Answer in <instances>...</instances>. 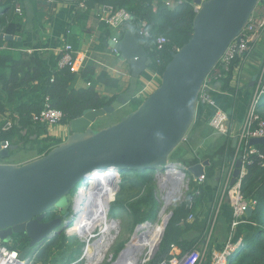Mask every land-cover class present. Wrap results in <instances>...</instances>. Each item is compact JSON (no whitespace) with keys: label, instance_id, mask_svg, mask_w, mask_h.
I'll return each mask as SVG.
<instances>
[{"label":"water","instance_id":"95a60500","mask_svg":"<svg viewBox=\"0 0 264 264\" xmlns=\"http://www.w3.org/2000/svg\"><path fill=\"white\" fill-rule=\"evenodd\" d=\"M261 1L193 0L197 9L194 32L178 50L171 52L159 85L117 122L94 128L99 118L111 115L132 102L141 76L153 62L137 34L136 25L124 23L118 41L111 38L109 45L118 50L130 67L128 87L119 91L111 104L86 110L73 119L69 123L70 135L47 153L19 164L0 162V241L9 242L14 234H25L30 240L20 252V258L25 259L36 245L71 225V220L64 221L74 206L69 196L90 173L110 169L156 171L171 165L170 155L186 139L194 122L199 94L209 73L231 41L244 29ZM0 38L14 37L0 34ZM4 144L5 141L0 139L2 158H9L20 146L10 144L4 148ZM249 144L264 145V137L251 138ZM242 157L243 152H240L232 184L240 175ZM209 164L210 161L205 160L188 167V172L199 177ZM112 173L109 177L120 175L116 170ZM94 182L92 197L98 186L102 187L99 180ZM119 182L120 179L114 188V199ZM54 209L59 213L51 220H44L46 213ZM251 211L249 208L247 214ZM172 214H169L150 257L159 249ZM149 224L146 222L139 227ZM128 259L126 247L113 264Z\"/></svg>","mask_w":264,"mask_h":264},{"label":"trees","instance_id":"16d2710c","mask_svg":"<svg viewBox=\"0 0 264 264\" xmlns=\"http://www.w3.org/2000/svg\"><path fill=\"white\" fill-rule=\"evenodd\" d=\"M166 1L122 0L119 5H116V7L125 8L133 15L134 18L131 22L135 25L138 26L142 20L147 21L151 36L141 40L153 59L150 68L156 69L160 76L171 59V52L179 49L191 38L194 32L193 21L197 12L193 0H182L180 3H177L179 0H172L176 2L173 6L167 5ZM92 2L95 0H85L84 6L80 7L77 12L76 19L87 16ZM263 2L264 0L259 5ZM18 4L20 3H17L16 0H2L0 2L1 8L5 9L4 13L0 15V24L5 28L3 31L13 37L23 34L22 17L24 12L22 14L16 12ZM55 4L56 0L52 2L36 0V20L39 22L35 26L42 23L46 15L53 14ZM104 24L107 26L105 22ZM159 34L165 35L169 39L167 48L163 52H159L155 45V38ZM106 35L108 36V34ZM6 43L7 47H4ZM74 46L77 47L76 42H74ZM0 47V95L1 92L6 94V101L0 99V139L7 140L10 144H18L20 149L33 151L35 156L47 153L52 147L64 141L50 135L48 126L33 119V115L42 110L45 96L50 97L53 107L63 112L62 124L69 125L73 119L81 116L86 110L102 108L116 99L118 92L113 96L103 95L97 89L98 84H103L107 89L115 91L122 88L121 79L114 77L107 70H102L96 74L92 66L84 67L79 74L71 72L68 68L56 70L53 73V81L50 76L42 82V61L24 51L22 40L0 38ZM158 58L164 61L162 66L157 64ZM239 62L240 60L234 61L232 70L226 77L218 81H224L228 87L233 70ZM143 75L146 78L150 77L147 72ZM79 77L85 78L88 85L78 87L76 83ZM40 86L44 88L43 99L40 103H26L24 99L18 98L16 95L18 90L26 89L35 92ZM139 98L136 96L130 104L136 108L142 102ZM200 110L203 111L201 108ZM263 110L264 97L259 104V111L264 116ZM9 121L12 124L6 130L4 127ZM198 127L202 130L204 138L213 132L209 123H204L200 118L196 120L193 129ZM32 136L35 138L32 139ZM184 140V144H180L172 154L177 152L180 158L189 152L194 155L191 159L182 158L181 163L190 167L209 160L210 164L206 167V179L202 183H198L195 176L188 172L190 183L186 200L174 210L159 249L151 259V264L168 262L172 256V244L177 245L183 253L200 249L199 246L206 241L208 223L203 232L188 239L185 237L188 231L181 229L179 222L184 219L185 222L189 223L187 218L191 213H193L194 219L190 222L191 225L188 224V228L193 227L201 220V213H198V209L208 201L205 192L207 183L216 178L217 180L221 179L223 168H229L237 157V149L233 145L236 138L229 134L217 138L216 141L219 142V145L215 148L199 153L194 150L193 141ZM256 147L261 149V154L249 155L251 162L246 165L247 173L243 178L241 189L244 198L250 203L252 209L251 213L246 214L245 217L247 216L254 221L255 225L243 229L242 245L232 255L229 264H264V145L259 144ZM113 171L114 169L109 172H99V175H103L101 179L108 187L109 191H105L108 194L114 190L118 182L116 176L108 177L109 175L106 174H113ZM155 172V170H121L119 189L115 195V200L111 203L112 213L115 211H118L119 215L123 211L129 213L135 226L146 221H154L159 211V202L155 196L157 189ZM76 189L77 187L72 190L70 196L75 194ZM103 189L101 188L102 191ZM110 197L113 199V195ZM50 217L52 216L46 213L44 220ZM194 221L195 223H193ZM82 233L86 235L85 231ZM29 241L25 234H14L10 242L1 243L8 245L11 249L22 250L29 244ZM82 245L83 243L75 237H69L65 233H57L42 243L32 264H71L79 257Z\"/></svg>","mask_w":264,"mask_h":264},{"label":"crops","instance_id":"0c3cea01","mask_svg":"<svg viewBox=\"0 0 264 264\" xmlns=\"http://www.w3.org/2000/svg\"><path fill=\"white\" fill-rule=\"evenodd\" d=\"M54 1V0H53ZM122 0H95L92 2L89 13L84 18L76 19L77 12L80 7L84 6L85 0H56L54 6V12L52 15H46L42 23L35 26L39 21L36 20V0H16L23 8V34L14 38L22 40L24 51L30 55L39 58L42 61V82L58 70L57 62L63 45L66 41L77 43V48L86 52L87 59L85 67H94L96 74H99L102 70H107L114 77L121 79L122 88L118 91L107 89L103 84H98L97 89L103 95L113 96L117 92L125 90L130 83V67L123 60L119 53L112 51L113 47L109 45L111 38H120L121 28H109L103 21V8L105 6L119 5ZM87 2V1H86ZM5 9L0 6V15L3 14ZM0 24V34L7 35ZM68 30L71 33H68ZM117 30V31H115ZM108 34V36L106 35ZM108 37V38H107ZM7 47V43L4 45ZM119 55V56H118ZM150 69H147V73H150ZM264 72V29L261 32L258 40L253 44L249 55L242 62L240 61L234 68L232 77L229 81V86L225 85L224 81H216L211 85V92L217 100L218 105L226 110L230 115L231 131L229 135L235 137L234 146H236V156L238 158L241 152L239 148L238 133L242 122L245 118L246 111L253 95L255 86ZM147 80L146 76L142 75L139 81V88L136 93H139ZM129 81V83H127ZM142 85L140 86V84ZM76 85L78 87L87 86V80L79 77ZM140 90V91H139ZM44 88L40 86L35 92H30L26 89H21L16 92L18 98L24 99L26 103H40L43 99ZM0 99L6 101V94L1 92ZM127 107V106H125ZM124 108V107H123ZM122 108V109H123ZM200 118L204 123H208V114L205 111L198 110L197 119ZM48 132L50 135L65 140L71 133L69 125L62 124L60 127H55ZM194 139L202 141L201 144L206 143L208 149L215 148L219 145V142H213L212 139L216 136L215 140L223 135L217 134L214 130L207 137H203L200 127L194 130ZM35 136H32V139ZM206 140V141H204ZM209 140V141H208ZM194 142V141H193ZM20 148L16 149L19 150ZM207 149V150H208ZM14 152V151H13ZM13 152L9 159L5 158L10 163H22L30 160L35 156L33 151H28L23 157H13ZM13 157V158H12ZM0 158H2L0 156ZM2 161V162H4ZM1 162V161H0ZM221 171L222 178L209 181L206 185L205 192L206 198L209 201V208L203 212L201 220L193 226V230L187 232L185 237L188 239L193 238L194 233H201L206 228L207 223L211 219H215V224L212 227V231L217 223L219 217H221L222 229L219 231L220 236L214 238L210 250L216 252L220 249L222 244L227 240L229 236L230 224L232 221V210L229 198L226 196L223 201L222 208L218 217H216V209L219 206V192L221 194V184L225 170ZM219 197V199H218ZM213 224V223H212ZM254 221L250 220L247 216L242 219L241 224L237 228L234 242L237 243L241 240L242 231L244 228H251L254 226ZM194 232V233H193ZM222 233H225L223 236ZM207 261L206 264H209Z\"/></svg>","mask_w":264,"mask_h":264},{"label":"built area","instance_id":"2783aa9c","mask_svg":"<svg viewBox=\"0 0 264 264\" xmlns=\"http://www.w3.org/2000/svg\"><path fill=\"white\" fill-rule=\"evenodd\" d=\"M47 2H52L53 0H45ZM2 2V0H0ZM167 5L173 6L176 2L172 0H167ZM182 2L179 0L177 3ZM84 5V4H83ZM16 12L22 14L23 8L22 5L18 4L16 6ZM103 21L107 24L109 28H121L124 23L131 22L133 20V15L126 10L125 8L116 7V6H105L103 8ZM264 29V2L259 5L253 14L251 15L248 23L245 25L241 33L235 37L233 41L229 44L226 51L222 55L221 59L218 62V65L213 68L209 73L203 89L199 94L197 101V112L198 110L203 109L208 114V123L210 127L219 134L227 135L231 131L230 115L229 113L221 108L216 98L211 92V85L223 79L228 75L232 70V65L234 61L240 60L241 62L246 59L249 55L253 44L258 40L261 35L262 30ZM137 34L140 39L145 37H150L151 33L148 29V23L146 20H142L140 24L136 25ZM68 33H71L68 30ZM118 41L119 38H113ZM169 39L162 34H159L155 38V45L159 52H163L167 48ZM1 48V47H0ZM178 50V48H177ZM112 51L119 53L116 48H113ZM87 59L86 52L74 46L71 41H66L62 49H60L57 68L58 70L63 68H68L71 72L79 74L81 70L85 67ZM161 58L157 59L158 66H162ZM150 68V67H149ZM149 78L144 83V87L140 89L139 93H136L137 97H140L146 91H149V88L155 84L157 85V80H160L161 76L156 69H150ZM54 74L51 76L53 81ZM154 86V87H155ZM264 97V72L261 73V76L255 86L253 95L250 99L245 118L242 122L241 128L238 132L239 138V148H242L243 157H242V167L239 177L237 178L234 184L231 183V178L233 176V171L236 166L237 157L232 162L231 166L226 170L221 184V194L219 192L220 200L219 206L216 209V217H218L220 210L222 208V203L225 200L226 196L230 200L231 210H232V221L230 224L229 236L227 240L222 244L221 248L213 252L209 264H229L232 260V255L236 252L237 248L242 245V241L235 243L234 237L237 230V227L241 224L242 219L247 214L248 209L250 208V203L244 198L242 193V181L247 173L246 165L250 163L249 155L251 154H261V149L256 146H250L249 142L251 138L264 137V116L261 115L259 111V104L261 99ZM63 112L52 106L49 96H45L43 108L39 113L33 115L34 121L43 123L44 125L54 126L62 123ZM11 122H7L4 129H9L11 127ZM5 144L2 147L6 148L10 146V142L4 140ZM171 165H168L165 168L166 176L169 175L172 169L178 170L180 174L179 180L182 179L181 187L185 188L186 193L189 190V174L188 166L181 162H170ZM164 177V176H163ZM206 179L205 173L199 177H195V180L198 183L204 182ZM94 180L85 178L82 179V183L79 184V188L76 191L75 203L78 205V198H83L85 196V189L89 193L90 201L92 199L91 190H93V185L95 187ZM103 181V180H102ZM177 184L179 181H176ZM219 199V197H218ZM186 200V199H185ZM74 203V204H75ZM191 207V205H190ZM190 221L194 219L193 213L189 215L188 218ZM216 218L213 219V225L215 224ZM87 245H89V240H86ZM42 244L37 245L32 252H30L25 259L20 258L19 249H11L8 245L0 242V264H32L36 258L37 253L39 252ZM238 246V247H237ZM87 247V246H86ZM85 247V248H86ZM86 249L83 253L82 259L86 258L85 256ZM171 258L168 262H161L159 264H201L203 261V256L200 258V252L194 250L192 252L183 253L181 249L175 244L171 246ZM88 259V258H86ZM89 260V259H88Z\"/></svg>","mask_w":264,"mask_h":264},{"label":"rangeland","instance_id":"374dc122","mask_svg":"<svg viewBox=\"0 0 264 264\" xmlns=\"http://www.w3.org/2000/svg\"><path fill=\"white\" fill-rule=\"evenodd\" d=\"M115 31H117V30H115ZM127 83H129V81ZM159 83H160V80H157V85L155 86V84H154L153 86H151L149 88V91H146L144 94H142L139 99L143 100L148 94L153 92V90L159 85ZM141 85H142V83L140 84V86ZM134 108H135L134 105L129 104L127 107H124L123 109L118 110V111L114 112L111 115H107V116L101 117V118H99L96 121V123L94 125L95 126L94 128H101V127H105L107 125H110L112 123H115L122 116H124L130 110H133ZM263 112H264V110H263ZM196 120H197V111H196L194 122H193L192 126L190 127L189 131L186 134V139H188L189 141L190 140L194 141L193 142V144L195 145L194 146V150L197 153H199L200 151H205L208 148H206L207 147L206 143H205V145L201 144V147L197 146V145H199V143L203 142V140L199 141L197 138L194 139L193 134H194L195 128L193 129V127L195 126ZM60 125H62V123L58 124V125L50 126L49 130L54 129L55 127H60ZM215 138H216V136H214L213 138H210V139H212L213 142H215L216 141ZM184 141L181 144H184ZM204 141H206V140H204ZM27 152L28 151L25 150V149L14 150L13 157L16 158L15 160H18V158L23 157ZM183 155H184L182 157L183 159H191L194 154L189 152V154H183ZM182 158H180L177 155V152H175L174 154L170 155L169 162H180V161H182ZM4 160H5V158H0L1 162L4 161ZM164 172H165V167H161L158 170H156V172H155V176L157 178V189H156V192H155L156 193L155 196H156V198H157V200L159 202V211L157 212L156 219L154 221H151V222L150 221H146V222H150L151 224L147 225V227H145V228L137 230L139 228V225L137 224L135 226L133 224L132 218L129 215V213L123 211L119 215L118 211L117 212L115 211L114 213H112L111 208H110L107 219L110 222H113V221L116 222L115 223L116 225L114 226V228H112V231H111V234L115 235L116 237H115V239L111 240L108 248L104 251V256L100 260H97V261H89L88 259H86V258H88L86 256V253H85L86 258L82 259V256H83V253H84L85 249L87 248L86 246H88L87 243H86V240H89V242L94 243L104 233L101 231L100 228H93L90 225H88V226H83L82 225L81 221H83V217L85 216V213H87V211H88V206L86 205L88 203V196H86V194H85L83 199L81 197H79L77 203H78V207L81 210H80V212L76 213L78 216H76L74 218L77 221L76 226L68 227V228H66L64 231H62L60 233V234L65 233L69 237H75V238L79 239L83 243V245L81 247V251H80L79 257L74 262H72L71 264H77L78 262L79 263H83V264H113L115 262V260L117 259V257L119 256V253L124 248L128 247L134 241L136 234L139 231H142L143 229H146L148 227L153 229V233L151 235V242H152L153 245H155L156 244V239L159 237L160 231L162 230V228H164V226H165V224H166V222L168 220L169 214L171 212L174 214V210H176V208L178 206L182 205L185 202V199H186V190H185V188L180 186L179 190L175 191V193H174V197L172 199V203L169 206H167V208L165 209L166 198H167L168 192L171 191V189H172V182L167 180V182L165 184L163 183L165 181L164 177L166 178V173H164ZM106 174L109 175V176L111 175V173H106ZM118 174H120V175H117V177H119V179H120L121 173H118ZM95 176H97V175H95ZM102 177H103V175L101 177H98V180H99V182H101V186H102L101 188H104V189L102 191L101 188H99V186H98V189L102 192V194L104 196H106L108 198L109 205H110V203H112L111 201L115 200L114 199V192H113L115 189L112 190L110 192V194L105 193V191L107 192L108 187L102 181L103 180V179H101ZM119 179L117 178L118 181H119ZM110 195H113V199L110 197ZM70 197L71 198L74 197V194H72ZM208 206H209V201H207L204 206H202V207H200L198 209V213H201V217H202L203 212L207 211L206 209H207ZM209 208H211V210H212V206L211 207L209 206ZM173 214H172L170 220L172 219ZM184 218H186V217H184ZM188 218H189V216H188ZM188 218H187V221H189V223L185 222L184 219H183V220H181L179 222V227L181 229L185 230V231L190 232V231L193 230L192 229L193 227L188 228V226L191 225L190 222L192 221V220L190 221ZM195 221H196V219H195ZM195 221L193 223H195ZM146 222H144L142 224L144 225ZM212 222H213V219L211 220V223L208 224L206 241L204 243H202V245L199 246L200 249H197V251L200 252V258L202 256L204 257L201 264H206L208 260H211L212 252H211L210 248H211V246L213 244L214 238L216 236H220L219 235L220 234L219 231L222 229L221 217L218 218L217 223H216L213 231H212V226H211ZM168 225H169V223H168ZM168 225H167V227H168ZM186 226H187V228H185ZM167 227H166V229H167ZM82 231L86 232L85 236L82 233ZM78 232H81V235L83 237L80 236L78 234ZM199 234L200 233H194L193 237H195V236H197ZM222 235L224 236L225 233H222ZM106 241H107L106 238L102 239V242H106ZM152 258H153V256L150 257L149 254L147 253V251L145 250L141 254V256L139 258V262L137 264H151V259Z\"/></svg>","mask_w":264,"mask_h":264},{"label":"bare ground","instance_id":"6f19581e","mask_svg":"<svg viewBox=\"0 0 264 264\" xmlns=\"http://www.w3.org/2000/svg\"><path fill=\"white\" fill-rule=\"evenodd\" d=\"M110 170H105L103 172H107ZM114 170H116V172H119L117 171L118 169H114ZM99 172H94L92 175H89V176H91L92 178L98 179V177L101 176L99 175L100 174ZM179 178H180V174L178 170H176V168L172 169L169 175L166 176V178L164 177V180H165L163 182L164 184L167 182V180L172 182V189L171 191L168 192V195L166 198L165 209L167 208V206H169L172 203V199L174 197L175 191L179 190L180 184L182 183L181 182L182 179L179 180ZM177 180L179 181L178 184L176 182ZM84 191L86 192L85 193L86 196H89L87 189H85ZM86 205L88 206V211L87 213H85V216L83 217V221H81L82 225L83 226L90 225L93 228H100L101 231L104 233L94 243L89 242V245L86 248L85 253L89 261H97V260H100L104 256V251L108 248L111 240L115 239L116 237L115 235L111 234L112 228H114V226L116 225L115 224L116 222L114 221L110 222L107 219L109 210H110L109 201H108V198L104 196L98 188L94 191V196L92 197L91 201H90V198L88 197V203ZM80 210L81 209L78 207L76 209L77 213L80 212ZM145 227L147 226H140L138 230L145 228ZM163 230L164 228H162V230L160 231V235L156 239L155 245H153L151 242V235L153 233L152 228L148 227L146 229H143L142 231H139L136 234L134 241L127 247V254L129 256V259L126 260V262H122L121 260L119 264H137L139 262V258L141 254L145 250L147 251L148 254L152 253L161 238ZM78 233L81 235V232H78ZM103 238H106L107 241L102 242Z\"/></svg>","mask_w":264,"mask_h":264},{"label":"clouds","instance_id":"9594fccd","mask_svg":"<svg viewBox=\"0 0 264 264\" xmlns=\"http://www.w3.org/2000/svg\"><path fill=\"white\" fill-rule=\"evenodd\" d=\"M138 91V90H137ZM117 171H119V172H116V173H121V170H117ZM99 172V171H98ZM94 173V172H93ZM93 173H90L89 175H92ZM87 176V178H90V179H93L91 176ZM82 183V182H81ZM78 188H79V185L77 186V189H76V191L78 190ZM76 193L77 192H75V194H74V197H72V203H73V212L69 215V217L67 218V219H65L64 221H66V220H71V225L69 226V227H74L75 225H74V218L76 217V216H78L76 213H77V211H76V209L78 208V205L75 203V196H76ZM69 198H71V197H69ZM112 202V201H111ZM75 203V204H74ZM110 208H111V203H110ZM79 234V233H78ZM80 235V234H79ZM81 236V235H80ZM53 237V236H52ZM13 239V238H12ZM49 239V238H48ZM1 242V241H0ZM10 242V241H9ZM44 242V241H43ZM42 242V243H43ZM41 243V244H42ZM39 245V244H38ZM35 247H37V245L35 246ZM34 247V248H35ZM33 248V249H34ZM32 249V250H33ZM32 250L30 251V252H32ZM238 250V249H237ZM20 252H21V250H20ZM79 263V262H78Z\"/></svg>","mask_w":264,"mask_h":264},{"label":"flooded vegetation","instance_id":"af4514ba","mask_svg":"<svg viewBox=\"0 0 264 264\" xmlns=\"http://www.w3.org/2000/svg\"><path fill=\"white\" fill-rule=\"evenodd\" d=\"M69 199H70L71 201H73L72 198H69ZM72 212H73V208L71 207V208L69 209V215H70ZM58 213H59V210H58V209H54L53 211L49 212V214H50L52 217H50V218L47 219V220H51V219H53ZM68 217H69V216H68ZM68 217L64 218V220L67 219Z\"/></svg>","mask_w":264,"mask_h":264}]
</instances>
